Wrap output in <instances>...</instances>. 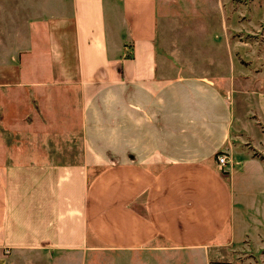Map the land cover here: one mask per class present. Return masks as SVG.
Instances as JSON below:
<instances>
[{
    "label": "crops",
    "instance_id": "0c3cea01",
    "mask_svg": "<svg viewBox=\"0 0 264 264\" xmlns=\"http://www.w3.org/2000/svg\"><path fill=\"white\" fill-rule=\"evenodd\" d=\"M161 2L69 0L60 19L73 37L77 80H0V149L10 150L0 157V264H82L93 250L137 253L139 264L199 256L210 264L235 253L237 208H259L236 195L264 194V161L245 137L263 149L264 139L249 136L242 119L263 135L264 120L220 74V53L240 49L241 29L229 24L232 12L222 14L220 34L206 23L212 14H197L205 22L184 40L172 35L167 58L158 44ZM8 3L26 34L39 23L60 37L63 29L48 33L41 9L19 16L16 4L36 10L48 0ZM2 26L0 47L9 46L16 34ZM67 84L78 87L72 104L59 88ZM221 153L232 163L220 165Z\"/></svg>",
    "mask_w": 264,
    "mask_h": 264
},
{
    "label": "rangeland",
    "instance_id": "374dc122",
    "mask_svg": "<svg viewBox=\"0 0 264 264\" xmlns=\"http://www.w3.org/2000/svg\"><path fill=\"white\" fill-rule=\"evenodd\" d=\"M8 1L0 0V3H5L3 7L0 6V18L2 19L0 20V27L4 28L2 25L7 24L11 34H16V36L9 38V46L2 45L0 47V80L5 82L9 79H17L16 77L22 80L25 78L34 80V82L41 81V78L52 79L56 77L59 79L58 82L77 80L74 47L72 43L70 46L73 37L68 35L70 33V27L66 26L68 21L63 24V20L60 19V15H65L72 8L69 0L64 1L67 5L63 3L54 4L57 0H48V5H40L36 10H34L35 6L32 5L16 4L19 6V16L21 17H32V15H35V11L41 9L37 13L40 14L42 19H47L48 23L45 25L50 26V32L48 33L54 34L53 32L60 29L66 31L65 34L62 31L59 38H52L51 35H48V37L45 27L39 23L35 27L31 23L33 29L30 32L32 35L29 36L31 34L29 31L26 34L24 28L26 22L13 19L15 17L11 16L13 13L9 10ZM227 4L225 9H222L218 7L217 0H171L169 4L162 0L159 5V48L161 54L168 58L172 35L174 39H176V36H182L184 40L185 35L200 29L201 24L205 22L192 19L197 14H212L215 19L206 23H210V29L218 28L217 34H220L221 30L222 14L228 12L235 14V19L229 24L239 25L241 32L237 34V40H241L243 45L237 51L233 50L232 53H228L227 48L220 53L226 60L222 69H220L221 80L224 82L232 81L236 83L237 87L240 86L241 102L247 98L252 111L258 110L264 120V0H229ZM35 20V18L33 20L29 18V21ZM10 24H12V27H10ZM1 38L6 39L5 41L8 40V37L2 36ZM54 39L56 41L60 40L61 47L56 45ZM183 42L178 41L179 46L181 45L180 48L182 46L184 48ZM244 43H248V45ZM19 49L21 50L17 52ZM57 49L60 51L56 52ZM230 57L233 59H230ZM10 63L12 66H14V63L18 64V67L15 69L7 67ZM54 63L58 64V70L52 69ZM20 64L24 67L22 70ZM59 88H62L61 91L67 94V103H74V95L79 92L78 87L67 84ZM45 91L46 89H42L35 92ZM78 116L77 109H67V118L71 117V122L68 121L71 124L70 127L75 128L78 125ZM255 118V116L252 117V119ZM242 122L246 125L249 136H253L252 138L257 141L264 139L263 133L259 132L254 124L243 119ZM245 139L251 142L248 150L264 161V149L259 147L254 140L251 141L248 137H245ZM248 145L249 143L246 146ZM9 152L10 150L0 149V157L9 155ZM0 162H3V159H0ZM237 172H239V168L236 169V173L233 172L238 179L240 174ZM245 200H247L248 205L252 204L253 207L258 203L259 208H254L253 212L250 209L244 212L241 208H237L236 243L234 246L237 249H232L236 251L230 253L231 257L228 259L230 263L219 264H264V219L261 218V215L264 216V194L261 198L244 194L236 195L237 203ZM138 256L137 253L93 250L83 255L82 264H139ZM22 264H25V262L23 261ZM157 264H163V262ZM191 264H206V260L204 257L199 256Z\"/></svg>",
    "mask_w": 264,
    "mask_h": 264
},
{
    "label": "built area",
    "instance_id": "2783aa9c",
    "mask_svg": "<svg viewBox=\"0 0 264 264\" xmlns=\"http://www.w3.org/2000/svg\"><path fill=\"white\" fill-rule=\"evenodd\" d=\"M218 163L222 166L232 163V159L225 153H221L217 156Z\"/></svg>",
    "mask_w": 264,
    "mask_h": 264
},
{
    "label": "trees",
    "instance_id": "16d2710c",
    "mask_svg": "<svg viewBox=\"0 0 264 264\" xmlns=\"http://www.w3.org/2000/svg\"><path fill=\"white\" fill-rule=\"evenodd\" d=\"M215 264H219V263H215Z\"/></svg>",
    "mask_w": 264,
    "mask_h": 264
}]
</instances>
